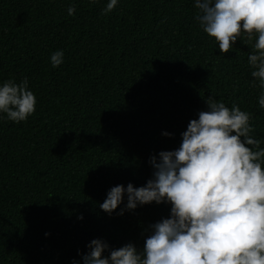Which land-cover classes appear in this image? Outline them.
Here are the masks:
<instances>
[{
    "label": "trees",
    "instance_id": "1",
    "mask_svg": "<svg viewBox=\"0 0 264 264\" xmlns=\"http://www.w3.org/2000/svg\"><path fill=\"white\" fill-rule=\"evenodd\" d=\"M106 3L0 0V83L27 80L36 97L24 121L0 114V264H82L92 239L105 256L142 250L171 205L120 214L125 197L109 215L99 204L113 186L145 185L150 158L179 147L207 97L247 112L264 148L249 45L221 54L193 0H118L105 14Z\"/></svg>",
    "mask_w": 264,
    "mask_h": 264
},
{
    "label": "clouds",
    "instance_id": "2",
    "mask_svg": "<svg viewBox=\"0 0 264 264\" xmlns=\"http://www.w3.org/2000/svg\"><path fill=\"white\" fill-rule=\"evenodd\" d=\"M117 3L107 0L102 13ZM193 5L200 28L214 38L221 54L238 38L250 46L247 62L264 109V0H193ZM74 12L70 5L68 15ZM63 56L61 50L51 53V66L62 64ZM206 104L207 110L188 122L178 148L150 158L154 171L145 185L113 186L99 204L111 215L125 197L120 214L163 202L171 205L170 215L150 226L140 251L127 243L105 256L109 245L92 239L82 264H264V148L250 134L247 112L212 96ZM35 105L27 80L0 83V114L7 120H26Z\"/></svg>",
    "mask_w": 264,
    "mask_h": 264
}]
</instances>
